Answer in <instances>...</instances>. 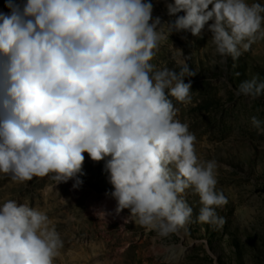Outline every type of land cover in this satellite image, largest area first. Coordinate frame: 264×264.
<instances>
[{"label": "clouds", "instance_id": "clouds-1", "mask_svg": "<svg viewBox=\"0 0 264 264\" xmlns=\"http://www.w3.org/2000/svg\"><path fill=\"white\" fill-rule=\"evenodd\" d=\"M7 7L10 15L0 13V174L17 183L74 180L78 188L85 153L96 162L110 157L116 212L131 213L125 223L177 231L192 216L183 197L194 187L203 205L198 220L222 224L215 208L228 201L216 190V161L199 159L196 137L169 99L190 104L185 80L195 74L182 59L178 72L151 61L165 27L200 37L206 25L216 52L237 58L264 40V4L174 0L167 8L177 18L164 24L145 0H27L22 7L8 0ZM238 94L256 99L264 82L244 81ZM251 123L264 132L259 119ZM62 247L43 211L15 200L0 205V264H54Z\"/></svg>", "mask_w": 264, "mask_h": 264}, {"label": "rangeland", "instance_id": "rangeland-1", "mask_svg": "<svg viewBox=\"0 0 264 264\" xmlns=\"http://www.w3.org/2000/svg\"><path fill=\"white\" fill-rule=\"evenodd\" d=\"M26 2L14 0L21 7ZM145 2L153 5V20L174 23L177 17L170 16L167 8L174 0ZM253 2L264 4V0H248ZM7 3L0 0V13L10 15ZM165 33L151 63L178 72L176 59H182L195 74L185 80L192 85L190 104L169 99L178 109L176 118L195 135L199 159L216 161V190L228 201L215 208L223 223L198 220L203 205L194 187L186 189L183 197L193 210L191 218L167 235L134 220L125 223L131 217L128 209L114 219L98 217L104 207L117 204L106 169L110 157L96 162L85 153L79 174L83 183L78 188L73 187L74 180L56 185L50 177H34L17 183L0 174V205L7 200L27 203L43 211L59 233L63 247L54 264H264V132L251 123L256 117L264 127V95L252 99L238 94L244 81L264 82V40L246 52L241 49L234 59L216 52L207 25L200 37L190 31L168 33L166 27Z\"/></svg>", "mask_w": 264, "mask_h": 264}, {"label": "bare ground", "instance_id": "bare-ground-1", "mask_svg": "<svg viewBox=\"0 0 264 264\" xmlns=\"http://www.w3.org/2000/svg\"><path fill=\"white\" fill-rule=\"evenodd\" d=\"M116 208H117V204L113 202V203L109 204L108 206L104 207L103 212L106 213V215H111L112 219L116 218L117 216H123L126 214L125 210H123L120 213H117ZM64 249H66V246H64ZM73 255H74V253L72 251H70L68 254V258H70V257L72 258ZM61 259L64 260L63 254L61 255ZM100 264H109V263H108V261H103Z\"/></svg>", "mask_w": 264, "mask_h": 264}]
</instances>
